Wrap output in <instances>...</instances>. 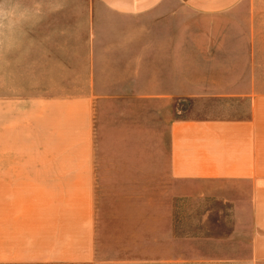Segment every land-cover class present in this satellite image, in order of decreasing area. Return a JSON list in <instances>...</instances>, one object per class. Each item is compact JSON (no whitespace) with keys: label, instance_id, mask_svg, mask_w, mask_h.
I'll return each mask as SVG.
<instances>
[{"label":"crops","instance_id":"crops-1","mask_svg":"<svg viewBox=\"0 0 264 264\" xmlns=\"http://www.w3.org/2000/svg\"><path fill=\"white\" fill-rule=\"evenodd\" d=\"M92 2L3 89L1 264L93 263L105 206L145 264H264V0Z\"/></svg>","mask_w":264,"mask_h":264},{"label":"rangeland","instance_id":"rangeland-1","mask_svg":"<svg viewBox=\"0 0 264 264\" xmlns=\"http://www.w3.org/2000/svg\"><path fill=\"white\" fill-rule=\"evenodd\" d=\"M92 6V0H0V8L14 10L18 21L13 25L0 20V166L3 89L8 87L6 92L13 95L19 88V53L24 60V53L33 50L34 27H93ZM242 9L245 6H240L238 12L242 13ZM24 68L23 64V71ZM21 78V87L25 89L24 74ZM110 209H102L95 260L91 264H145L141 261L146 258L144 223H131L123 214L113 216Z\"/></svg>","mask_w":264,"mask_h":264},{"label":"clouds","instance_id":"clouds-1","mask_svg":"<svg viewBox=\"0 0 264 264\" xmlns=\"http://www.w3.org/2000/svg\"><path fill=\"white\" fill-rule=\"evenodd\" d=\"M0 20H7L10 24H16L17 14L14 10L0 8Z\"/></svg>","mask_w":264,"mask_h":264}]
</instances>
